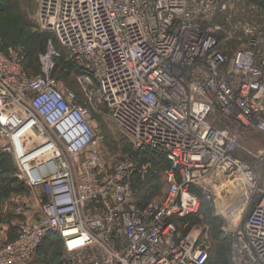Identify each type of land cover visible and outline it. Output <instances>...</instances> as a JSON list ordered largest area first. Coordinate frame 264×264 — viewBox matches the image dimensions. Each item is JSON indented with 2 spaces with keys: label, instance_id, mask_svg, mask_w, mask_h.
I'll list each match as a JSON object with an SVG mask.
<instances>
[{
  "label": "built area",
  "instance_id": "built-area-1",
  "mask_svg": "<svg viewBox=\"0 0 264 264\" xmlns=\"http://www.w3.org/2000/svg\"><path fill=\"white\" fill-rule=\"evenodd\" d=\"M37 21L82 70L80 93L0 51V138L43 199L15 209L0 264H33L54 235L65 264H206L202 228L181 224L219 176L252 195L223 230L231 264H264V150L240 157L231 128L264 135V23L234 21L226 0H39ZM99 105L129 142L124 159L96 147ZM144 151L169 162L161 199L132 185Z\"/></svg>",
  "mask_w": 264,
  "mask_h": 264
},
{
  "label": "rangeland",
  "instance_id": "rangeland-1",
  "mask_svg": "<svg viewBox=\"0 0 264 264\" xmlns=\"http://www.w3.org/2000/svg\"><path fill=\"white\" fill-rule=\"evenodd\" d=\"M226 3L234 21L264 23V0H226ZM38 5L39 0H0V51L7 57L19 59L26 67L27 74L36 76L46 70L80 93L76 78L82 70L70 60L67 50L55 36L40 28L37 21ZM50 46L53 53L49 64H46L43 58L48 55ZM99 108L104 111L102 115L94 113L93 116L97 149L109 162L126 158L130 155L129 142L107 117L103 105H99ZM231 128L238 136L237 154L240 157L251 160L248 152L264 150L263 134L235 125ZM150 154L144 151L139 160V164L149 161V170L143 178L139 174L134 175L132 185L136 184L134 188L144 199H161L165 190L162 171L169 163L165 155H158L154 156L157 162L154 164ZM16 174L15 159L5 150L4 140L0 138V235L7 239L14 236L15 223L21 218L15 209L20 207L27 210L43 203L40 190L30 187ZM235 185L238 187H233ZM212 189L214 194L210 200L198 195L201 201L198 213L185 217L181 228L184 231L191 225L202 228L204 239L210 247L207 264H231V239L223 234V230L231 231L240 224L252 195L239 181L224 176L217 177ZM35 256L33 264H65V254L57 238L43 242Z\"/></svg>",
  "mask_w": 264,
  "mask_h": 264
},
{
  "label": "trees",
  "instance_id": "trees-1",
  "mask_svg": "<svg viewBox=\"0 0 264 264\" xmlns=\"http://www.w3.org/2000/svg\"><path fill=\"white\" fill-rule=\"evenodd\" d=\"M70 62H71V61H70ZM71 63H72V62H71ZM24 68H26V67H24ZM31 76H32V75H31ZM53 77H54V76H53ZM54 78H56V77H54ZM56 79H57V78H56ZM57 80H58V79H57ZM58 81H59V80H58ZM70 89H72V88H70ZM72 90L75 91V89H72ZM76 92H77V91H76ZM77 93H78V92H77ZM150 155H151V157L153 158V159H152L153 163L155 164V163H157V162L154 160V156H158V155H161V154L151 153ZM152 155H153V156H152ZM162 158H163V157H162ZM166 160H167V159H166ZM167 162H168V161H167ZM168 163H169V162H168ZM168 166H169V165H168ZM168 166H167V167H168ZM167 167H166V168H167ZM0 178H1V177H0ZM134 186L136 187V184H134ZM148 200H149V199H148ZM223 236H224V235H223ZM53 238H57V240H58V242L60 243V245H62L61 242H60V240H59V238H58L57 236H55V235L52 236V237H50V238H48L45 242H48V241H50V240L53 239ZM45 242H44V243H45ZM208 259H209V254H208ZM207 262H208V260H207ZM207 262H206V264H207Z\"/></svg>",
  "mask_w": 264,
  "mask_h": 264
},
{
  "label": "bare ground",
  "instance_id": "bare-ground-1",
  "mask_svg": "<svg viewBox=\"0 0 264 264\" xmlns=\"http://www.w3.org/2000/svg\"><path fill=\"white\" fill-rule=\"evenodd\" d=\"M50 47H51V46H50ZM49 52L52 53V47L49 48ZM43 61H44L45 63L49 64V61H50V54H49L48 56H45V57L43 58ZM27 137H32V135H31V134H28ZM233 187L237 188L238 185H235V186H233Z\"/></svg>",
  "mask_w": 264,
  "mask_h": 264
},
{
  "label": "crops",
  "instance_id": "crops-1",
  "mask_svg": "<svg viewBox=\"0 0 264 264\" xmlns=\"http://www.w3.org/2000/svg\"><path fill=\"white\" fill-rule=\"evenodd\" d=\"M34 260H35V262H36V256H35V259H34Z\"/></svg>",
  "mask_w": 264,
  "mask_h": 264
}]
</instances>
